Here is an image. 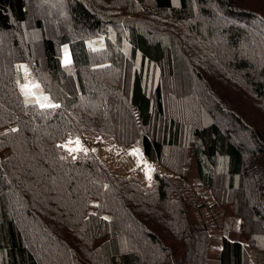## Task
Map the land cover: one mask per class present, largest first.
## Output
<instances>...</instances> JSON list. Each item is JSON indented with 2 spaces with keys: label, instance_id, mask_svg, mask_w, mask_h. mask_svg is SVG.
I'll list each match as a JSON object with an SVG mask.
<instances>
[{
  "label": "trees",
  "instance_id": "obj_1",
  "mask_svg": "<svg viewBox=\"0 0 264 264\" xmlns=\"http://www.w3.org/2000/svg\"><path fill=\"white\" fill-rule=\"evenodd\" d=\"M30 1L0 0V264H264V0H63L50 37ZM93 136L170 174L147 190L64 147Z\"/></svg>",
  "mask_w": 264,
  "mask_h": 264
},
{
  "label": "rangeland",
  "instance_id": "obj_2",
  "mask_svg": "<svg viewBox=\"0 0 264 264\" xmlns=\"http://www.w3.org/2000/svg\"><path fill=\"white\" fill-rule=\"evenodd\" d=\"M32 1V0H31ZM29 6L30 14L34 19L40 18L43 19L46 32L48 33L49 37L53 36L55 33V27L53 23L56 22L58 25H62L66 28L62 22H68L64 18V14L62 13V5L65 4L63 0H48L50 4H43L44 0H34L31 2ZM260 2V1H259ZM29 26L32 28V22H28ZM32 40H35V37L32 36ZM39 50V48H37ZM42 54V51L40 50ZM65 57L69 58L68 55ZM22 81H20V88L22 93L25 95L27 99H34L38 104H48V99L44 100V97L47 94L40 88V84L36 82L30 75L27 69L22 66ZM181 82V81H180ZM177 86L179 87L178 80H169L168 82V93L178 95L176 98L179 97V93L181 92ZM44 92V93H43ZM46 95V96H45ZM48 97V96H47ZM179 101V100H178ZM182 106V105H181ZM170 109L175 112L174 116L182 115V118L186 116V111L183 108L180 109V112H176L175 106L170 105ZM177 114V115H176ZM179 118V117H178ZM181 119V118H180ZM126 123V122H125ZM71 141V143H69ZM77 141L79 142L77 144ZM64 147L67 149H77L72 152H78L80 150L90 151L94 153L98 159L99 163L103 168H106L108 171L112 172L113 174L120 175V176H128L135 178L138 183L147 190H152L154 188V177L153 173L155 170H158L161 174H170L169 170L165 167L156 164L152 160H148L143 156L141 147L138 143L135 145L123 149L115 142H110L107 139L101 136H93V137H85V138H68L64 141ZM2 156V155H1ZM0 156V157H1ZM189 182L196 177V170L195 168H190L188 173ZM198 181L194 184L196 186ZM192 187L193 184L191 183ZM229 213V211H228ZM219 216L222 217L226 214H222L221 209L218 211ZM213 237L218 236L216 231L212 234ZM235 239H238L242 242L247 241V237L239 234L235 236ZM217 242L211 240L210 244V254L212 256L217 255V251L214 249V246ZM218 244V243H217ZM220 244V242H219ZM218 244V245H219ZM253 258L256 264H260L261 254L257 250H253ZM213 264V263H210Z\"/></svg>",
  "mask_w": 264,
  "mask_h": 264
},
{
  "label": "built area",
  "instance_id": "obj_3",
  "mask_svg": "<svg viewBox=\"0 0 264 264\" xmlns=\"http://www.w3.org/2000/svg\"><path fill=\"white\" fill-rule=\"evenodd\" d=\"M196 201L203 202L207 204L208 206H214V195L213 193L206 187L201 186L199 183H197L196 186H194L192 191V196L190 198L191 203H195ZM219 214L217 213V210L214 208L211 212V219H215Z\"/></svg>",
  "mask_w": 264,
  "mask_h": 264
},
{
  "label": "crops",
  "instance_id": "obj_4",
  "mask_svg": "<svg viewBox=\"0 0 264 264\" xmlns=\"http://www.w3.org/2000/svg\"><path fill=\"white\" fill-rule=\"evenodd\" d=\"M222 224H223L222 225V232H223V234L224 233L225 234H227V233L229 234V233L235 232V231L238 232L239 227H240V221H239V219L236 218V217H234V216H232L230 213L223 216ZM212 240L214 242H217L218 244L220 242L219 236L213 237ZM217 243L215 244L214 249L218 253V251L220 250L221 247H220V244L218 245Z\"/></svg>",
  "mask_w": 264,
  "mask_h": 264
},
{
  "label": "snow or ice",
  "instance_id": "obj_5",
  "mask_svg": "<svg viewBox=\"0 0 264 264\" xmlns=\"http://www.w3.org/2000/svg\"><path fill=\"white\" fill-rule=\"evenodd\" d=\"M69 61H68V58L66 57L65 58V63L67 64ZM44 100H47V97H44ZM42 106H45V105H42ZM47 106H49V107H56V105H47ZM69 143H71V141H69ZM79 142L77 141V144H78ZM69 151H75V150H78V148L77 149H68Z\"/></svg>",
  "mask_w": 264,
  "mask_h": 264
}]
</instances>
